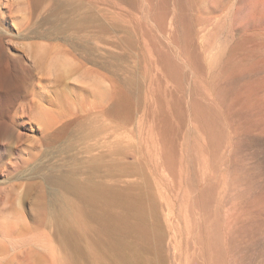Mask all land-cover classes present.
<instances>
[{
  "label": "rangeland",
  "instance_id": "374dc122",
  "mask_svg": "<svg viewBox=\"0 0 264 264\" xmlns=\"http://www.w3.org/2000/svg\"><path fill=\"white\" fill-rule=\"evenodd\" d=\"M51 1L50 14L51 5L34 13L30 0H0L4 55L24 78L0 114V264H122L108 220L60 217L52 193L61 190L47 181L61 157L48 145L45 119L93 112L100 100L88 80L111 102L114 76L90 72H100L99 60L82 61L78 43L133 69L147 106L175 117L167 119L176 151L153 118L117 133L123 152L132 144L139 158L150 213L149 241L136 233L124 240L148 264H264V0ZM54 55L73 61L70 73L49 76ZM76 157L75 178L91 175Z\"/></svg>",
  "mask_w": 264,
  "mask_h": 264
},
{
  "label": "bare ground",
  "instance_id": "6f19581e",
  "mask_svg": "<svg viewBox=\"0 0 264 264\" xmlns=\"http://www.w3.org/2000/svg\"><path fill=\"white\" fill-rule=\"evenodd\" d=\"M80 1L83 5H90L95 1L101 4H106L107 1L117 4L122 2V0ZM30 4L34 13L47 11L51 5L52 9L49 11L51 14L57 7V4H54L51 0H30ZM84 34V39H88L87 32ZM58 35L60 33L40 36L39 33L41 38L48 40ZM70 38L69 36L64 38V40L71 42L73 48H75L76 42ZM2 43L3 39L0 37V114L18 96L20 85L24 83L23 72L10 70V61L4 55ZM127 43L134 47V44L130 40ZM78 46L81 49L79 54L82 61L93 63L96 59L99 60L98 67L100 72H90L98 75L107 74L108 76L110 74L114 76L111 79L113 89L110 97L111 102L109 104L108 100L103 101L105 97L104 90L96 85L95 82L88 80L90 84L87 87L91 88L94 93H97L100 100V104L95 107L96 109L93 112H87L83 116L78 114H61L58 118L45 119L44 129L47 133L49 132L47 138L49 141H47L48 145L51 143L57 144V153L61 157L59 165L51 166L54 170L52 168L49 169L47 181L50 185L62 191V193L61 191L59 193H52L54 201L60 204L58 207L60 217L72 218L76 212H80L83 213L85 218L108 220L106 222H109L108 235L110 245L122 261V264H148V261L142 257L141 250L135 251L132 244H128L124 240L125 235L123 234L136 233L140 234L146 242L149 241L150 230L146 222L149 220L150 213H148L145 207L146 198L141 191L144 184L138 172L141 165L139 158H136L135 149L132 144L126 145L127 153L123 152L122 142L117 133L119 129L131 127L135 124V120L139 129L143 126V118H153L156 132L159 133L165 144L168 142L171 145V152L172 150L176 151L172 137L173 132L175 134L177 128L169 122L171 118L175 117H167L161 109H155L153 112L147 106V94L144 92L142 86L137 83L138 79H136L133 69L124 66L122 63L113 64L105 56L95 54L87 45L78 43ZM39 54H43L41 49L39 50ZM45 65L46 71L50 76L70 73L74 63L67 57L54 55L48 56ZM124 72H127V76L123 75ZM84 81L85 79L83 78L81 82L84 83ZM167 118L170 119L168 120ZM176 118L179 117L177 116ZM109 122L114 123L115 127H109ZM1 128L2 122L0 118V131ZM64 139L65 141H63ZM61 143L62 145L59 148ZM77 153L84 156L83 163L89 165L92 171L91 175H85L80 180H77L72 172V170L77 168ZM127 154L133 158L131 166H129L130 164L126 166L125 158ZM61 168L71 171L64 172ZM102 169H106L107 174L105 178L98 179L95 174ZM126 178H129L132 182L126 181ZM67 196L75 198L76 201H72ZM133 216L137 220L135 224L129 222L128 219ZM70 222L74 223L73 225H77L76 221ZM61 227L66 235L67 241L65 244L71 246L74 239L71 230L68 228L69 225Z\"/></svg>",
  "mask_w": 264,
  "mask_h": 264
}]
</instances>
